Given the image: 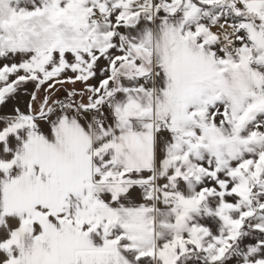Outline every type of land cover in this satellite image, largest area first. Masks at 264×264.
Wrapping results in <instances>:
<instances>
[{"label": "snow or ice", "instance_id": "6c2138e0", "mask_svg": "<svg viewBox=\"0 0 264 264\" xmlns=\"http://www.w3.org/2000/svg\"><path fill=\"white\" fill-rule=\"evenodd\" d=\"M0 264H264V0H0Z\"/></svg>", "mask_w": 264, "mask_h": 264}]
</instances>
